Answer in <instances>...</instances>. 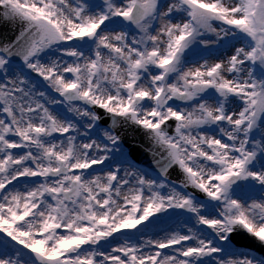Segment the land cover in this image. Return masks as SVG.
<instances>
[{
    "label": "snow or ice",
    "instance_id": "6c2138e0",
    "mask_svg": "<svg viewBox=\"0 0 264 264\" xmlns=\"http://www.w3.org/2000/svg\"><path fill=\"white\" fill-rule=\"evenodd\" d=\"M0 264H264V0H0Z\"/></svg>",
    "mask_w": 264,
    "mask_h": 264
},
{
    "label": "water",
    "instance_id": "95a60500",
    "mask_svg": "<svg viewBox=\"0 0 264 264\" xmlns=\"http://www.w3.org/2000/svg\"><path fill=\"white\" fill-rule=\"evenodd\" d=\"M243 243V242H242Z\"/></svg>",
    "mask_w": 264,
    "mask_h": 264
}]
</instances>
